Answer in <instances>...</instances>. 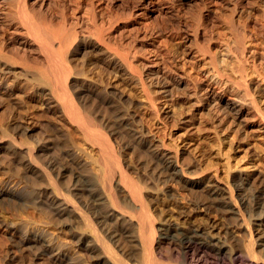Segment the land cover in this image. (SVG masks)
<instances>
[{
	"label": "bare ground",
	"instance_id": "obj_1",
	"mask_svg": "<svg viewBox=\"0 0 264 264\" xmlns=\"http://www.w3.org/2000/svg\"><path fill=\"white\" fill-rule=\"evenodd\" d=\"M253 73L264 0H0V264H264V178L172 131L264 132Z\"/></svg>",
	"mask_w": 264,
	"mask_h": 264
},
{
	"label": "rangeland",
	"instance_id": "obj_2",
	"mask_svg": "<svg viewBox=\"0 0 264 264\" xmlns=\"http://www.w3.org/2000/svg\"><path fill=\"white\" fill-rule=\"evenodd\" d=\"M219 50H221L218 53L219 59H225L226 52L224 51V49L222 50V48ZM248 79L249 82L255 88H257V90H259L257 97L259 98L260 105L264 109V77L253 73L249 75ZM203 117L204 118H201L200 120L201 122H196V123L189 122L191 125L190 124L188 125V128L190 127L188 131L183 129L182 126L180 125L178 126L177 124H175L177 125L176 127L175 125L173 126V128L171 127L172 129L175 128L174 130H172L173 136L176 137L178 135L177 137H179L180 136L179 134H181L180 138L176 137L178 140L177 142L179 144V147H184L185 142L188 141L186 147L189 148V150L194 153L191 154V157L192 159L197 158L196 160L194 159V161L196 162L198 160L197 162L198 165L200 164L199 165L200 167L201 166L206 167V164L207 165L211 164V166H213L212 165L213 163L214 165H216L219 162L217 164L219 167L217 165L216 166L218 169V177L221 175L220 179L222 180H225L226 177V174L224 175L226 170L224 167L229 162H230L229 164L231 165L230 166L228 164L230 166V169H233L234 167L242 169L243 167V169H245L247 173H255L260 178L261 176L264 178V132L259 131L255 127H251L248 125L245 127L241 126L242 128H238V126H233V125L232 126L230 125L228 127L227 124L218 125L220 124V122L214 121L213 118H211L210 116L205 115ZM182 132L186 133V135L185 134L183 135ZM187 134H189L191 137ZM201 154L202 155L204 154L205 156H201ZM217 154L219 157L217 156ZM205 158L207 159L205 160ZM201 160L202 162H200ZM207 160H209L210 163H208L209 161ZM235 163L236 165L241 167L236 166ZM245 167L248 168L246 169ZM223 175L224 177H222ZM177 196L178 198H180V195ZM0 220L3 219L0 218ZM7 244L9 243L7 242L6 235L0 231V255L2 253L1 251L5 248ZM24 257L25 256L20 257L16 261L17 263L15 262L14 264H27V261H30L29 260L30 258L25 257L24 259ZM28 264H32V263L28 262ZM35 264H44V262L42 263L40 261Z\"/></svg>",
	"mask_w": 264,
	"mask_h": 264
}]
</instances>
